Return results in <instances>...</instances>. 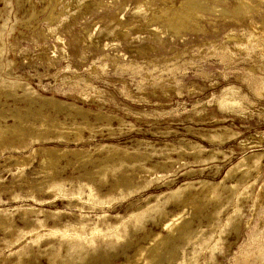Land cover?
<instances>
[{"label":"rangeland","instance_id":"obj_1","mask_svg":"<svg viewBox=\"0 0 264 264\" xmlns=\"http://www.w3.org/2000/svg\"><path fill=\"white\" fill-rule=\"evenodd\" d=\"M0 264H264V0H0Z\"/></svg>","mask_w":264,"mask_h":264}]
</instances>
